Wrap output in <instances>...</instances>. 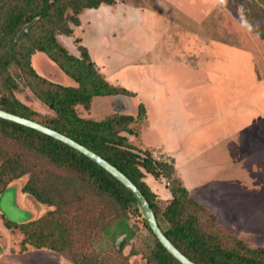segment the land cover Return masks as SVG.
I'll use <instances>...</instances> for the list:
<instances>
[{"label": "trees", "instance_id": "16d2710c", "mask_svg": "<svg viewBox=\"0 0 264 264\" xmlns=\"http://www.w3.org/2000/svg\"><path fill=\"white\" fill-rule=\"evenodd\" d=\"M115 1L0 0V109L71 138L116 167L143 193L165 237L193 263L264 264V247H249L214 230L215 217L182 185L172 160H156L150 150L129 141L127 135L134 133L129 126L144 115L142 105L135 117L113 114L96 120L77 113L95 98L130 94L107 82L85 47L78 45L76 55L58 39L73 34L83 11ZM37 55L57 69L63 82L35 71ZM21 84L49 113L18 99ZM148 175L168 180L163 207L145 182ZM22 177L26 181L19 191L50 209L22 223L3 218L6 229L21 234L20 253H62L73 264H133L129 258L138 255L144 264H181L155 238L135 197L115 177L61 141L0 118V195ZM137 222L149 235L141 237V251L131 244L138 236Z\"/></svg>", "mask_w": 264, "mask_h": 264}, {"label": "rangeland", "instance_id": "374dc122", "mask_svg": "<svg viewBox=\"0 0 264 264\" xmlns=\"http://www.w3.org/2000/svg\"><path fill=\"white\" fill-rule=\"evenodd\" d=\"M81 17L88 24L102 21L103 25L98 26V34L88 33L84 24L71 36L61 35L60 43L70 52L79 55L77 47L87 33L91 40L104 35L111 47L130 51L136 46L141 52L135 55L140 58L138 66L134 63L135 67H120L116 72L94 62L101 75V70L113 72L108 80L130 94L95 98L88 109L77 107V113L96 120L113 114L135 117L144 100L146 112L129 126L134 131L127 135L129 141L169 162L156 147L164 138L174 150L186 147L192 137L198 140L203 145H197L200 168L194 170L195 176L203 178L221 166L225 171L198 183L193 196L215 217L214 230L221 236H234L252 248L264 247V39L254 30L264 33V1L117 0L95 11L85 10ZM92 49L93 56L97 49L102 53V46ZM97 61L102 62V57ZM32 62L41 76L63 80L43 56H35ZM16 96L41 114L49 113L24 84ZM227 130L235 131L233 137L218 142ZM188 151L194 158L192 149ZM25 181L26 177L12 181L0 195V264H73L62 253H20V232L3 226V218L22 223L50 209L18 191ZM145 182L163 207L168 180L148 175ZM137 225L138 236L131 244L141 251V237L149 235L140 222ZM129 260L144 264L139 255Z\"/></svg>", "mask_w": 264, "mask_h": 264}, {"label": "crops", "instance_id": "0c3cea01", "mask_svg": "<svg viewBox=\"0 0 264 264\" xmlns=\"http://www.w3.org/2000/svg\"><path fill=\"white\" fill-rule=\"evenodd\" d=\"M93 11H95V10H93ZM81 15L79 16L80 25L78 27L83 26L85 24V30L87 29L88 33H91V34L100 33V32H98V29H99L98 26H100V28H101V25H103V24L101 23V25H100V22H102V21L94 22L93 24H88V22L85 21L83 19V17H81ZM88 33H87L88 37H87V35H85L86 37L81 38L80 42H81V45L86 48V50H87L90 58L92 59V61L95 62L96 65H99V67H101L102 65L103 66L107 65L108 67H110V69H112L113 72H116V71H118V69L120 67H131L132 65L134 66V63L136 64V66H138L137 63L139 62L140 58L138 56H135V55L138 54L139 52H141V49L136 48V46H134V45H133L134 47L130 50L131 52L127 51L126 49H123L124 46H119L118 48H114L116 46L111 47L112 44L110 45L108 43V41L103 37L104 35L98 36L95 39L96 40L95 41V40H91V38H90L91 34H88ZM97 45L102 46V53H100V49H97V53H96L97 56L96 55L93 56L91 52L95 51V49H92V48L97 47ZM113 48H114V50H112ZM127 48H129V47H127ZM227 49L229 50L228 47H227ZM148 50H149V47H148ZM233 55H234V51H233ZM100 57H102V62L99 63L97 60ZM103 59H104V62H103ZM141 64H143V62H141ZM204 70H206V69L204 68ZM217 71H219L220 74H222V70L220 71L219 68ZM101 72L103 74L102 76L105 77L107 82L111 83L109 80L113 79L112 78L113 72L108 71L107 73H105L103 70H101ZM218 73L215 72V74H218ZM111 85L118 86V85H114L112 83H111ZM132 93H133V91H132ZM137 96L140 97V94H138ZM140 98L143 99L142 96ZM155 98H156V95H154L152 97V99H155ZM140 102H142V106L144 107V114H145L146 104L144 103V100H141ZM176 130L177 129L173 127V138L174 139L178 138V136L176 134ZM234 133H235L234 130L225 131L224 133H222L219 136L218 142L224 141L225 139H227V137H230V138L233 137ZM178 141H180V140H178ZM180 143L182 145L181 141H180ZM197 143H198V140H196L195 138L192 137L191 143L186 145V147H184V148L182 147L180 149L174 150L168 145V141H165V138H164L163 142L159 146H156V147H158V149H157L158 152H160L161 154L166 156V158L173 161L176 176L180 179L182 185L191 194L193 191L197 190L195 187H197L198 183L208 182L213 177L218 176L220 173L225 171V168H222L223 166H221V167H217L216 170H213V171L211 170L210 173L209 172L206 173V175H208V176H204L203 178H200L198 175L195 176L194 170L200 168L197 165V163L199 161L196 160L197 159L196 157L198 156L197 145H199V146L203 145V144H200V143L197 144ZM215 143L216 142H213V144H215ZM144 146H145V148H147V145H144ZM147 149H150V148H147ZM190 149H192V151H193L194 158H190L191 152L188 151ZM181 155H182V160H181ZM227 161L228 160L224 161L223 163H225V162L227 163ZM225 167H226V165H225ZM190 178H192L191 182H189Z\"/></svg>", "mask_w": 264, "mask_h": 264}, {"label": "water", "instance_id": "95a60500", "mask_svg": "<svg viewBox=\"0 0 264 264\" xmlns=\"http://www.w3.org/2000/svg\"><path fill=\"white\" fill-rule=\"evenodd\" d=\"M0 118L9 120L20 125L32 128L37 130L43 134L51 136L52 138L61 141L62 143L70 146L71 148L77 150L81 154L85 155L100 167L105 169L108 173H110L113 177H115L120 183H122L135 197L138 206L142 212V216L144 217L145 221L148 224V227L154 234L155 238L159 241V243L181 264H195L190 261L187 257H185L162 233L161 229L158 227L156 217L154 212L143 195V193L139 190V188L128 179L122 172H120L116 167L108 163L106 160L101 158L96 153L92 152L91 150L87 149L85 146L77 143L73 139L53 130L50 129L36 121L26 119L24 117H20L18 115L6 112L0 109Z\"/></svg>", "mask_w": 264, "mask_h": 264}, {"label": "built area", "instance_id": "2783aa9c", "mask_svg": "<svg viewBox=\"0 0 264 264\" xmlns=\"http://www.w3.org/2000/svg\"><path fill=\"white\" fill-rule=\"evenodd\" d=\"M156 160H159V158H156Z\"/></svg>", "mask_w": 264, "mask_h": 264}]
</instances>
